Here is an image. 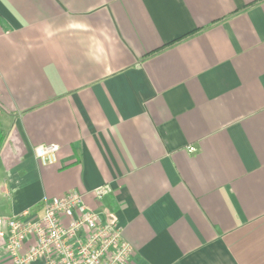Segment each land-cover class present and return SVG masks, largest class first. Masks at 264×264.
<instances>
[{
    "label": "crops",
    "instance_id": "1",
    "mask_svg": "<svg viewBox=\"0 0 264 264\" xmlns=\"http://www.w3.org/2000/svg\"><path fill=\"white\" fill-rule=\"evenodd\" d=\"M0 124V216L75 191L132 264H264V0H0Z\"/></svg>",
    "mask_w": 264,
    "mask_h": 264
},
{
    "label": "built area",
    "instance_id": "2",
    "mask_svg": "<svg viewBox=\"0 0 264 264\" xmlns=\"http://www.w3.org/2000/svg\"><path fill=\"white\" fill-rule=\"evenodd\" d=\"M190 152L195 148L190 147ZM59 145L35 148L43 166L58 163ZM110 189L95 190L98 199ZM134 247L104 222L84 195L71 191L10 217L0 216V261L12 264H132Z\"/></svg>",
    "mask_w": 264,
    "mask_h": 264
},
{
    "label": "trees",
    "instance_id": "3",
    "mask_svg": "<svg viewBox=\"0 0 264 264\" xmlns=\"http://www.w3.org/2000/svg\"><path fill=\"white\" fill-rule=\"evenodd\" d=\"M6 137H5V133L4 131L2 130V127H1V124H0V150L4 144V141H5Z\"/></svg>",
    "mask_w": 264,
    "mask_h": 264
}]
</instances>
